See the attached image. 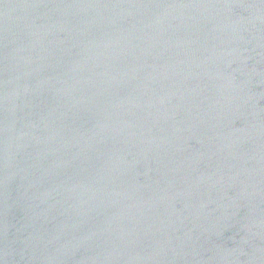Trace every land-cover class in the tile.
Returning a JSON list of instances; mask_svg holds the SVG:
<instances>
[{
  "label": "water",
  "instance_id": "1",
  "mask_svg": "<svg viewBox=\"0 0 264 264\" xmlns=\"http://www.w3.org/2000/svg\"><path fill=\"white\" fill-rule=\"evenodd\" d=\"M0 264H264V0H0Z\"/></svg>",
  "mask_w": 264,
  "mask_h": 264
}]
</instances>
